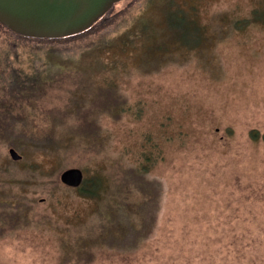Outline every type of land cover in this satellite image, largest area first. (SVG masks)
<instances>
[{"label": "rangeland", "instance_id": "rangeland-1", "mask_svg": "<svg viewBox=\"0 0 264 264\" xmlns=\"http://www.w3.org/2000/svg\"><path fill=\"white\" fill-rule=\"evenodd\" d=\"M194 12L210 39L187 49L170 26L190 29ZM100 40L103 65L59 62L43 85H10L15 69L44 68L49 46L80 60ZM53 134L75 138L19 146ZM146 155L162 185L152 235L125 253H68L100 216L60 172L125 175ZM0 264H264V0H121L52 44L0 24Z\"/></svg>", "mask_w": 264, "mask_h": 264}, {"label": "trees", "instance_id": "trees-1", "mask_svg": "<svg viewBox=\"0 0 264 264\" xmlns=\"http://www.w3.org/2000/svg\"><path fill=\"white\" fill-rule=\"evenodd\" d=\"M177 19L179 20L178 24L169 25L171 29V38H174L177 45L186 44L189 46L191 42H193L192 39L198 38V34L199 32L201 33V30L203 32V37L207 36L206 31L198 27L195 23L191 25L190 29H185L181 24V21L183 23V19ZM92 27L93 26L75 35L55 39L17 36L52 44L85 35L92 30ZM201 37L202 35L200 38ZM95 44L97 46L94 48L97 49L90 48L88 51L83 52L80 60H74L73 57H65L60 50L53 46H49L44 51V55L47 58L44 68L37 70L34 68V71L30 74L21 69L18 71L15 69L14 73L12 72V74H9L10 85L14 86L19 84L24 87L27 83L29 88L43 85L51 78L52 74L57 73L58 67L61 66L59 62H71L74 66V63L77 64L78 62L84 61L85 58L87 59L90 57L88 61H94L98 65H103L104 63L101 61L99 54L108 51L111 47V43L109 40H100ZM127 45L129 44L122 40L121 47L126 48ZM22 87L20 89H22ZM18 92L21 93L23 91L20 90ZM90 134H93V132ZM52 136L53 137L48 138L44 137V141L36 140L37 142L31 145L26 142L24 143L25 146H19L23 148L26 147L24 152H33L45 148L51 151L49 153H52L59 151L63 142L70 143L73 138H75L74 136H58L54 134ZM83 138L86 137L81 138V143L84 144L91 140L88 137L86 139ZM14 145L16 146V144ZM144 157L145 158L141 162L131 168L125 175H122V173L119 175V172L105 175L97 172L93 173L91 176H84L82 182L74 187L79 190L83 197L93 202L95 213L100 216V224L98 233L95 235L87 234L83 236L80 241L78 240L77 246L72 247L73 250H67L68 253L72 251L79 257L90 251L97 252L98 250H103L105 246H109L110 249L115 251L125 253L136 250L144 240L152 235L157 226L158 211L160 208L158 203L159 194H161L162 189L160 188L161 182L149 180L145 176L147 175L146 172L150 163L148 159L149 156L146 155ZM34 163L35 162L32 163L31 167L36 166V163ZM22 206V204L18 206V214L17 217L14 218L21 219L22 214H25ZM20 209L22 211H20Z\"/></svg>", "mask_w": 264, "mask_h": 264}, {"label": "water", "instance_id": "water-1", "mask_svg": "<svg viewBox=\"0 0 264 264\" xmlns=\"http://www.w3.org/2000/svg\"><path fill=\"white\" fill-rule=\"evenodd\" d=\"M120 0H0V24L19 36L62 38L78 34L95 24ZM13 160L21 155L9 148ZM78 167L60 172V181L71 187L83 180Z\"/></svg>", "mask_w": 264, "mask_h": 264}, {"label": "flooded vegetation", "instance_id": "flooded-vegetation-1", "mask_svg": "<svg viewBox=\"0 0 264 264\" xmlns=\"http://www.w3.org/2000/svg\"><path fill=\"white\" fill-rule=\"evenodd\" d=\"M196 8H197V5L195 6V9H196ZM109 11H110V10H109ZM109 11H108V12H109ZM108 12H107V13H108ZM107 13H105V14H104V15H103L98 21H100L101 19H103ZM194 17H195V19H196V12H194ZM98 21H97V22H98ZM194 21H195V24L198 25V27H200L199 24L197 23V19L194 20ZM193 23H194V22H193ZM208 37H209V36L201 37V38H200V37H199V38H194V39H192L193 42H191V45H192V44H200V43H202L203 41H205V39H207V40L210 39V38H208ZM204 44L207 45V44H209V42H204ZM191 45L187 46L186 44H185V45H182V44H181L180 46H184V48H187V49H188L189 47H191ZM192 46H193V45H192Z\"/></svg>", "mask_w": 264, "mask_h": 264}]
</instances>
